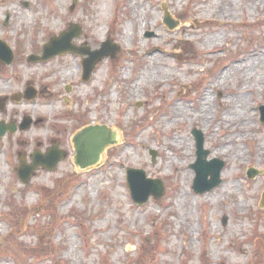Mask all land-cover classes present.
Masks as SVG:
<instances>
[{
  "label": "rangeland",
  "instance_id": "obj_1",
  "mask_svg": "<svg viewBox=\"0 0 264 264\" xmlns=\"http://www.w3.org/2000/svg\"><path fill=\"white\" fill-rule=\"evenodd\" d=\"M71 6L72 0H0V41L14 53L10 66L0 64V100L9 99L0 121H33L0 139V264H264V85L257 84L264 75V0ZM164 12L176 28L163 25ZM70 24L81 30L76 47L93 52L109 38L120 48L86 83L79 55L27 63ZM254 54L261 71L231 72ZM26 87L38 92L35 100H10ZM228 107L246 124L242 135L222 119ZM89 126H105L117 142L97 166L80 170L71 139ZM194 129L207 160L225 163L221 183L203 194L192 190ZM184 140L187 148L179 146ZM53 146L65 158L22 184L19 157L30 165L34 153ZM128 168L159 180L163 197L134 205ZM249 169L262 174L250 179ZM225 185L233 190L222 191ZM182 192L187 201L179 205Z\"/></svg>",
  "mask_w": 264,
  "mask_h": 264
},
{
  "label": "water",
  "instance_id": "obj_2",
  "mask_svg": "<svg viewBox=\"0 0 264 264\" xmlns=\"http://www.w3.org/2000/svg\"><path fill=\"white\" fill-rule=\"evenodd\" d=\"M76 0H73L71 10L74 9ZM8 18L5 20V25ZM163 24L169 30L176 28L178 22L171 21L169 14L164 13ZM80 28L78 25L71 24L65 32H62L58 37H52L42 47L40 56L31 55L27 58L28 63L46 62L56 56L66 53L77 54L85 57L82 60V81L86 82L90 79L95 66L105 58L113 59L119 52V48L110 43L109 40L100 45V49L93 52L75 47L71 44L72 40L80 36ZM13 61V53L10 48L2 41H0V64L3 66L11 65ZM20 96L15 95L14 100L19 101ZM22 98L30 101L36 98V91L27 87ZM4 102L0 101V111H4ZM260 123L264 124V106L259 108ZM32 120L28 117L23 118L18 129L25 131L31 126ZM16 125L10 123L5 125L0 122V138L6 132L13 134L16 132ZM192 136L195 140L196 161L191 165L195 172V179L193 181L192 190L196 194H203L217 187L220 183L221 170L224 167V162L213 159L206 161L208 152L203 148V136L197 130L192 131ZM115 134L105 126H89L77 132L72 138L73 149L75 152L74 164L80 170H87L88 168L96 166L100 162L101 155L104 149L108 146L116 144ZM63 151L57 150L55 146L49 149L46 154L38 152L31 156V164L26 165L24 157L19 158V167L17 169V177L25 186L29 182L31 174L39 167L47 171H52L63 158H65ZM152 159L155 154L151 152ZM258 174H262L254 169L247 171V177L252 179ZM126 184L129 190L132 202L137 205H143L152 197L155 200L161 199L164 194L162 183L159 180L148 179L142 170L126 169ZM260 207H264V193L262 194ZM223 218V223L225 222Z\"/></svg>",
  "mask_w": 264,
  "mask_h": 264
},
{
  "label": "bare ground",
  "instance_id": "obj_3",
  "mask_svg": "<svg viewBox=\"0 0 264 264\" xmlns=\"http://www.w3.org/2000/svg\"><path fill=\"white\" fill-rule=\"evenodd\" d=\"M181 41H183L181 39ZM158 46H155L154 49H158ZM262 61L260 60L259 55H251V57L244 63L240 64V66L238 68H234L231 72H239L241 71L244 74H247L249 71H253V70H258L261 71L259 66L261 65ZM230 72V73H231ZM68 74V73H66ZM262 78L260 79V81L257 83L260 87L262 85H264V75L261 76ZM201 106H200V110H199V117L202 121L206 120V117H204L206 115L208 106L206 107V102L204 100H201ZM230 105V102H229ZM198 117V118H199ZM225 122L226 125H232L234 128L233 129H237L239 132L238 135H242V130L246 127V124L243 123L242 119L237 115L236 110H234L232 107H228L227 108V112L224 114V117L222 118ZM41 120V121H40ZM39 122H42V119H40ZM217 122H219V119H216ZM202 123V122H200ZM117 136V135H115ZM229 138L232 137V135L228 136ZM172 143V145H174V143L176 142V140H171L170 141ZM170 142L166 143V146L170 147ZM185 146L186 148L188 147L187 141L184 140L183 142L181 141L179 143V146ZM228 147L227 145L223 146L222 152L224 151V153L228 152ZM241 154V151L239 149H237L236 151V155ZM184 178H187V175H184ZM231 185H225L224 187H222V191L225 189H229V190H233V187L230 188ZM186 195L184 192H182L179 197H178V204L182 205L186 202Z\"/></svg>",
  "mask_w": 264,
  "mask_h": 264
},
{
  "label": "trees",
  "instance_id": "obj_4",
  "mask_svg": "<svg viewBox=\"0 0 264 264\" xmlns=\"http://www.w3.org/2000/svg\"><path fill=\"white\" fill-rule=\"evenodd\" d=\"M45 202H47V199H46V198H45ZM48 206H49V205H48ZM48 206H47V207H48Z\"/></svg>",
  "mask_w": 264,
  "mask_h": 264
},
{
  "label": "flooded vegetation",
  "instance_id": "obj_5",
  "mask_svg": "<svg viewBox=\"0 0 264 264\" xmlns=\"http://www.w3.org/2000/svg\"><path fill=\"white\" fill-rule=\"evenodd\" d=\"M9 99H7V102H8ZM7 105V104H6Z\"/></svg>",
  "mask_w": 264,
  "mask_h": 264
}]
</instances>
